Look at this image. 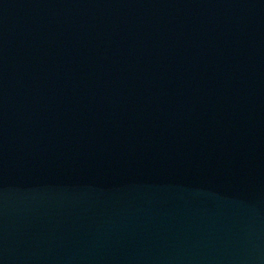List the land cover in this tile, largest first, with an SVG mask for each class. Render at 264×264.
<instances>
[{"label":"water","instance_id":"1","mask_svg":"<svg viewBox=\"0 0 264 264\" xmlns=\"http://www.w3.org/2000/svg\"><path fill=\"white\" fill-rule=\"evenodd\" d=\"M0 264H264V0H0Z\"/></svg>","mask_w":264,"mask_h":264}]
</instances>
